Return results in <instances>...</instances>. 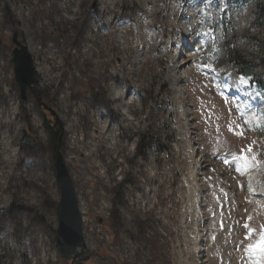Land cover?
<instances>
[{
	"label": "rangeland",
	"instance_id": "rangeland-1",
	"mask_svg": "<svg viewBox=\"0 0 264 264\" xmlns=\"http://www.w3.org/2000/svg\"><path fill=\"white\" fill-rule=\"evenodd\" d=\"M259 6L0 0V264H70L55 247L57 152L83 217L85 264H264L248 248L264 231ZM14 36L37 65L25 106ZM243 67L255 93L236 82ZM249 146L259 163L241 159Z\"/></svg>",
	"mask_w": 264,
	"mask_h": 264
},
{
	"label": "water",
	"instance_id": "water-1",
	"mask_svg": "<svg viewBox=\"0 0 264 264\" xmlns=\"http://www.w3.org/2000/svg\"><path fill=\"white\" fill-rule=\"evenodd\" d=\"M11 44L14 46L11 53L14 81L19 89L21 103L25 106L27 92L36 83V71L27 47L21 45L16 36L11 40ZM250 71L251 68H245L247 76H250ZM48 111L53 115L50 110ZM54 170L59 192V201L56 206L55 247L64 261L83 264L88 260L83 236V218L74 185L59 152L56 153Z\"/></svg>",
	"mask_w": 264,
	"mask_h": 264
},
{
	"label": "snow or ice",
	"instance_id": "snow-or-ice-1",
	"mask_svg": "<svg viewBox=\"0 0 264 264\" xmlns=\"http://www.w3.org/2000/svg\"><path fill=\"white\" fill-rule=\"evenodd\" d=\"M242 82L246 83L247 81L246 80H242ZM245 123H247V122H245ZM242 127L243 126H241V125H237V128H239V129H242ZM229 131L235 132L236 129H234V128H232L230 126L229 127ZM239 134L241 136H243L244 135L243 130H241L239 132ZM251 152H252V147L251 146L247 147L246 151L245 150H241V159H243L245 161L252 160V161H255L256 163H259V161H256L255 157H250L248 155ZM224 163L225 164H229V161L227 159H225ZM236 171L240 172L241 170H240V168H236ZM241 174H243V173H241ZM248 219L250 220L251 218L248 217ZM243 227L247 230V235H246L245 239H251V237L254 234L255 230L251 229L247 223L244 224ZM248 248H249V250H251L253 252H259V253L264 254V231L261 232L260 238L256 241V243L255 244H249Z\"/></svg>",
	"mask_w": 264,
	"mask_h": 264
},
{
	"label": "bare ground",
	"instance_id": "bare-ground-1",
	"mask_svg": "<svg viewBox=\"0 0 264 264\" xmlns=\"http://www.w3.org/2000/svg\"><path fill=\"white\" fill-rule=\"evenodd\" d=\"M60 7V6H59ZM60 8H62V7H60ZM48 9H50V6L49 7H44V5H43V3H41V7H40V11L41 12H45V13H47V14H49L50 12L48 11ZM111 17H113V16H111ZM136 38H138V36L137 37H135V39ZM95 44V43H94ZM94 44H93V46H94ZM130 49L129 48H125V50L123 51V53L125 54V55H127V52L129 51ZM134 50V49H133ZM28 51H29V53H30V55H31V57L33 56V51L32 50H30V49H28ZM128 56V55H127ZM35 63V62H34ZM34 65H36V64H34ZM37 66V65H36ZM116 71H117V69H115L114 70V72H115V74H116ZM138 88V86L137 85H135V87H131V92L132 91H136V89ZM133 93V92H132ZM123 96H121V98H122ZM129 104L127 103L126 104V108H131L132 106H133V104H130L129 106H128ZM134 107V106H133ZM97 115H99L100 117H101V111H98L97 113H96ZM79 119H83V117L80 115L79 117H78ZM2 122H0V124H1ZM88 123V122H87ZM89 124V123H88ZM131 126V124H127V127H130ZM128 131V130H127ZM135 131V130H134ZM1 140H3V137L1 136V133H0V141ZM103 140V139H102ZM101 139H99V142L100 143H104L103 141H102ZM82 145H83V143L81 144V146L77 149V151H81L82 150ZM96 151H99V147L97 146L96 147ZM187 153V152H186ZM5 154V153H4ZM3 155V154H2ZM3 159V157L1 156L0 157V161ZM63 159V158H62ZM87 159V158H86ZM182 159V158H181ZM64 161V164H65V160H63ZM67 162V161H66ZM65 168H66V164H65ZM66 170H67V168H66ZM68 171V170H67ZM13 175V174H12ZM69 177H70V179H71V181H72V178H71V175L69 174ZM24 180V179H23ZM24 182V181H23ZM72 184H73V182H72ZM143 189V188H142ZM156 192V191H155ZM260 196H262V197H264V195H260ZM257 197V196H256ZM201 249V253H202V248H200ZM200 251V250H199ZM200 253V254H201Z\"/></svg>",
	"mask_w": 264,
	"mask_h": 264
},
{
	"label": "trees",
	"instance_id": "trees-1",
	"mask_svg": "<svg viewBox=\"0 0 264 264\" xmlns=\"http://www.w3.org/2000/svg\"><path fill=\"white\" fill-rule=\"evenodd\" d=\"M256 1L261 2L262 0H256ZM260 13H263L264 15V7L262 6H259V9H258V15H261ZM262 54H264V51H262ZM260 64H261V67H263V71H264V56L260 57Z\"/></svg>",
	"mask_w": 264,
	"mask_h": 264
}]
</instances>
